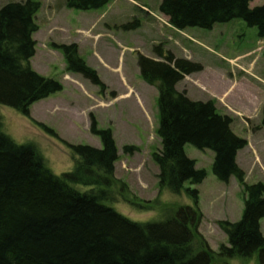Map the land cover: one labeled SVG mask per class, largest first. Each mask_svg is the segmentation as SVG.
<instances>
[{
  "label": "trees",
  "instance_id": "16d2710c",
  "mask_svg": "<svg viewBox=\"0 0 264 264\" xmlns=\"http://www.w3.org/2000/svg\"><path fill=\"white\" fill-rule=\"evenodd\" d=\"M109 0H65L74 11H95ZM251 0H161L159 12L177 30L209 31L233 20L255 28L264 37V5L250 8ZM36 2H8L0 8V105L29 118V107L61 91V85L29 66L34 54ZM133 27V26H132ZM129 27V28H132ZM128 28V27H126ZM69 71L100 85L95 73L78 57L74 46L60 47ZM157 51V50H156ZM141 78L158 88V128L161 150L152 155L159 187L180 191L183 184L199 185L206 174L195 169L184 146L213 153L211 171L227 184L235 178L245 195L239 221L218 222L228 246L215 254L197 246L201 214L184 206L157 221L138 223L114 210L107 193L113 184L115 145L108 130L92 132L103 148L70 146L72 170L55 175L29 145H18L0 131V264H212L218 258L251 259L264 264V185H246L236 164L246 146L235 135L231 120L216 113L211 102L190 100L176 85L200 66L165 56L157 61L137 58ZM264 125V108L262 111ZM53 135L51 130L43 128ZM89 188V191L83 190ZM196 203V190H185Z\"/></svg>",
  "mask_w": 264,
  "mask_h": 264
},
{
  "label": "rangeland",
  "instance_id": "374dc122",
  "mask_svg": "<svg viewBox=\"0 0 264 264\" xmlns=\"http://www.w3.org/2000/svg\"><path fill=\"white\" fill-rule=\"evenodd\" d=\"M22 1L26 0H0V8ZM29 1L39 5L29 66L62 88L33 103L29 118L0 105V131L18 145L31 146L48 169L60 175L70 172L74 164L68 145L102 149L92 126L108 130L117 156L113 186L107 193L108 200H115L114 210L131 221L147 223L188 206L201 214L197 246L203 243L215 254L228 246L218 222L240 220L243 186L233 177L227 184L217 181L211 171L213 153L187 144L185 155L194 161L195 169L205 172V179L199 185L185 183L177 192L159 187L158 167L152 160L161 150L159 92L156 84L141 78L137 58L163 61L170 55L198 64L200 70L183 76L176 90L192 101L211 102L216 113L231 120L233 133L246 142L236 156L243 182L264 185V37L239 20L215 24L209 31L177 30L159 12L161 0H109L103 8L86 12L68 9L65 0ZM263 5L264 0L249 3L250 8ZM61 46H74L100 85L69 71ZM186 189L196 190V203ZM259 224L264 237V219ZM212 264L258 262L257 256L216 257Z\"/></svg>",
  "mask_w": 264,
  "mask_h": 264
}]
</instances>
